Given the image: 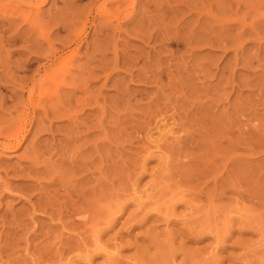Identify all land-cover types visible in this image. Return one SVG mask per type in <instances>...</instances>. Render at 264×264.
Instances as JSON below:
<instances>
[{
    "label": "rangeland",
    "instance_id": "374dc122",
    "mask_svg": "<svg viewBox=\"0 0 264 264\" xmlns=\"http://www.w3.org/2000/svg\"><path fill=\"white\" fill-rule=\"evenodd\" d=\"M117 1L0 0L1 94L75 114L0 153V264H264V0Z\"/></svg>",
    "mask_w": 264,
    "mask_h": 264
},
{
    "label": "bare ground",
    "instance_id": "6f19581e",
    "mask_svg": "<svg viewBox=\"0 0 264 264\" xmlns=\"http://www.w3.org/2000/svg\"><path fill=\"white\" fill-rule=\"evenodd\" d=\"M12 1V0H11ZM26 2H28L29 4H36L35 5V15L38 17L39 16V13H40V10H41V4L44 3L45 0H24ZM120 2H122L121 0H118ZM117 1V2H118ZM126 1V0H124ZM129 1V0H128ZM126 1V3L128 2ZM39 2V3H38ZM116 2V1H115ZM10 3V2H9ZM125 3V5H126ZM6 6V5H5ZM10 6V5H9ZM123 6V5H122ZM17 7V6H15ZM19 8V7H18ZM121 5L118 4L116 5V7L113 9V11H109L108 10H103L101 13H107L106 15L107 16H110L111 18L114 17V15L118 18H120L119 16H121V14L123 13V11L121 10ZM130 12V11H129ZM128 12V13H129ZM17 13L19 14L18 16L20 17V15H23L24 13L22 11H19L17 9ZM30 13H33L32 10H30ZM127 13V14H128ZM109 14V15H108ZM236 14V13H235ZM105 15V16H106ZM127 16V15H126ZM125 16V17H126ZM12 18V17H11ZM10 17L6 19V21L8 23H13L14 19L12 20ZM121 19V18H120ZM223 19V18H221ZM125 21V20H124ZM264 21V20H262ZM120 23L119 19H118V24ZM226 23V22H225ZM243 23V22H241ZM117 24V22H116ZM222 24V23H221ZM248 25V24H247ZM252 25V24H251ZM249 27V26H248ZM224 28V27H223ZM251 29V27H250ZM255 30V29H254ZM253 30V31H254ZM257 30V29H256ZM243 31V30H242ZM257 33V32H255ZM260 34V33H259ZM257 35V34H256ZM9 40H12V39H9ZM78 43V42H77ZM74 50V49H73ZM55 63V62H54ZM52 64V63H51ZM23 66H26V65H23ZM9 72V71H8ZM7 72V73H8ZM27 72V70H23L22 71V75L20 76L19 78V81H16L17 79L14 77L15 75H13V73L15 72H11V74H9V76H5L7 78V81L5 83H9V82H12L14 83L12 87H15L16 90L10 92V94H6V95H2L1 92H0V121L2 120V123H4L2 126L0 123V153L5 151L6 150H12V149H16V148H19L21 147L23 141L27 138V134H29V131H31V127H29V125L31 124V121H33L35 115L38 114H41L40 116L43 117H47L48 113L50 112L51 114H57L58 116L61 114V116H65L68 112L69 115H66L68 117H70L71 114H73L72 112L69 111V109L66 110V113H63V111H65L66 108H68V106H63V104H60L62 105L63 109L61 107H58L59 104H58V101L59 99H48L50 98L49 96H47V92L50 91L52 92L50 89V86L55 84H51L49 86V89H48V86H46V83L48 82V80H52L54 81L55 78H59L57 77L58 75H56L58 72H54V70H36L31 76H27L25 75V73ZM27 74V73H26ZM61 78V77H60ZM65 78V77H64ZM63 79V78H62ZM61 79V82H63V80ZM6 80V79H5ZM57 80V79H56ZM67 80V79H66ZM65 80V81H66ZM70 81L69 84L72 83L71 80H68ZM67 81V83H68ZM55 82V81H54ZM52 83V82H51ZM59 83V84H60ZM11 84V83H10ZM58 84V83H57ZM56 84V85H57ZM86 84V83H85ZM5 85V84H4ZM3 85V87L5 88V86ZM56 85L54 87H56ZM2 86V85H1ZM11 87V86H10ZM53 87V88H54ZM13 88V89H14ZM58 90V88H57ZM87 90V89H86ZM56 91V90H55ZM85 91V90H84ZM55 93V92H54ZM52 92V94H54ZM57 94V93H56ZM48 95H50V93L48 92ZM58 95V94H57ZM51 96V95H50ZM53 97H56V95ZM57 98H59L57 96ZM47 99V100H46ZM51 100L53 103H51ZM49 101V103L47 104V102ZM57 102V103H56ZM89 103L86 102H83V106L84 105H87V106H90L88 105ZM58 105V106H57ZM71 106V105H70ZM72 108V107H71ZM91 108V107H90ZM89 109V108H88ZM75 113V112H74ZM43 115V116H42ZM56 115V116H57ZM75 115V114H73ZM71 115L72 117H74L75 119V116ZM66 117V118H68ZM77 117V116H76ZM40 119V118H39ZM69 119V118H68ZM73 119V118H72ZM4 120V122H3ZM11 120V121H10ZM37 120V118H36ZM43 120V119H41ZM40 121V120H39ZM163 121V120H162ZM5 122H6V125H5ZM34 122V121H33ZM38 122V121H37ZM43 122H41L42 124ZM39 125V124H38ZM42 126V125H40ZM88 128V127H87ZM31 129V130H30ZM39 129V127H38ZM36 128V131H40ZM41 129V128H40ZM38 133V132H37ZM173 133V131H172ZM36 134V133H35ZM148 135V134H147ZM148 137V136H147ZM32 152V151H31ZM24 156V155H23ZM31 165V164H30ZM33 166V165H32ZM31 171H33L31 169ZM34 171H35V168H34ZM33 171V172H34ZM39 172V170L37 171ZM4 183V182H3ZM85 190H88V189H85ZM84 190V191H85ZM89 191V190H88ZM91 201V200H90ZM141 205V204H140ZM142 206V205H141ZM62 207V206H61ZM141 208V207H140ZM56 210V209H55ZM53 211V210H52ZM55 212V211H53ZM58 212L60 213V211L58 210ZM51 213V212H50ZM77 213V212H75ZM52 214V213H51ZM55 214H58V213H55ZM63 214V213H62ZM50 215V214H49ZM59 215V214H58ZM64 215V214H63ZM62 216V215H61ZM65 216V215H64ZM63 216V217H64ZM84 216V215H82ZM52 217V216H51ZM61 220V218H60ZM80 220V219H79ZM88 220V217L85 219V221ZM57 221V220H56ZM61 221H64V220H61ZM82 221V219L80 220ZM84 221V220H83ZM83 222L86 224V222ZM79 222V221H78ZM72 223V222H71ZM75 223V222H74ZM77 223V222H76ZM81 223V222H79ZM89 223V222H88ZM68 224V223H67ZM60 225V224H59ZM73 225V224H72ZM75 225V224H74ZM83 226V224H81ZM79 226V225H78ZM76 226V228L78 227ZM20 227V226H19ZM72 227V226H71ZM65 228V227H64ZM71 229V228H70ZM74 229V228H73ZM72 229V230H73ZM46 249V248H45ZM37 250V249H36ZM34 250V251H36ZM41 252V251H40ZM35 254V253H34ZM42 254V253H40ZM56 254V253H55ZM33 255V254H32ZM36 255V254H35ZM39 255V252L38 254ZM43 255V254H42ZM34 257V256H33ZM42 257L41 255H39L38 258ZM29 258V257H28ZM45 258V257H44ZM34 259V258H33ZM36 260V259H34ZM2 261V260H1ZM5 262V261H4ZM36 262V261H35ZM38 264V263H37Z\"/></svg>",
    "mask_w": 264,
    "mask_h": 264
}]
</instances>
